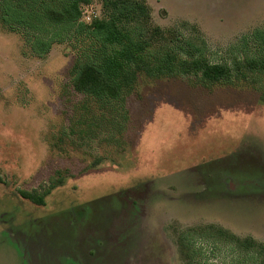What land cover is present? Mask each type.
I'll use <instances>...</instances> for the list:
<instances>
[{
	"label": "rangeland",
	"instance_id": "obj_1",
	"mask_svg": "<svg viewBox=\"0 0 264 264\" xmlns=\"http://www.w3.org/2000/svg\"><path fill=\"white\" fill-rule=\"evenodd\" d=\"M143 1L212 62L264 26V0ZM74 57L61 43L38 58L0 26V264H183L176 232L208 225L264 244V76L210 90L142 79L110 116L70 86ZM56 172L44 206L18 195ZM194 248L205 264L245 262L226 244Z\"/></svg>",
	"mask_w": 264,
	"mask_h": 264
},
{
	"label": "trees",
	"instance_id": "obj_2",
	"mask_svg": "<svg viewBox=\"0 0 264 264\" xmlns=\"http://www.w3.org/2000/svg\"><path fill=\"white\" fill-rule=\"evenodd\" d=\"M92 1L0 0V26L19 34L38 58H44L54 44L67 43L75 49L69 84L103 113L114 115L116 106L122 110L125 97L142 79H185L190 86L210 90L264 76V26L243 34L229 59L212 62L197 38L157 26L143 0H101V15L85 23L82 10ZM260 101L264 103L263 96ZM56 174L39 189L19 190L18 195L44 206L51 190L63 185L64 176ZM195 240L226 244L245 259L244 264H264L263 243L214 225L176 232L183 264H205L198 258ZM247 258L251 262L246 263Z\"/></svg>",
	"mask_w": 264,
	"mask_h": 264
}]
</instances>
